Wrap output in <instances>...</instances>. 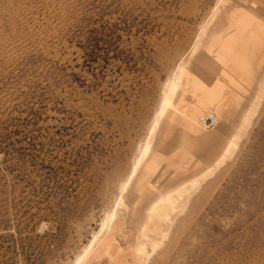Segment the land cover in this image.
<instances>
[{
    "label": "rangeland",
    "instance_id": "rangeland-1",
    "mask_svg": "<svg viewBox=\"0 0 264 264\" xmlns=\"http://www.w3.org/2000/svg\"><path fill=\"white\" fill-rule=\"evenodd\" d=\"M218 1L0 0V264H264V72L218 71Z\"/></svg>",
    "mask_w": 264,
    "mask_h": 264
},
{
    "label": "crops",
    "instance_id": "crops-1",
    "mask_svg": "<svg viewBox=\"0 0 264 264\" xmlns=\"http://www.w3.org/2000/svg\"><path fill=\"white\" fill-rule=\"evenodd\" d=\"M252 5L263 3L264 0H250ZM225 1L219 0L215 6L213 16V32L212 36L206 40V47H212L215 58H220L221 68L218 70L224 77L230 74L231 62L233 65L249 66L250 71L245 68L237 69L241 73L246 72H264L261 70H253L252 66L264 62V15L262 11L252 6L236 5L229 10H223ZM211 41V42H210ZM238 55L239 59L233 62L232 58ZM234 60V61H235ZM236 72V69H234ZM194 80V79H193ZM190 83V86H192ZM203 89H195L194 92L200 96L202 102L207 106L215 107L223 115V119L227 120L228 113L233 111L231 103H225L219 99L223 98V93L214 91L210 88V83L206 82ZM229 95V94H227ZM211 112L207 113V118L212 117Z\"/></svg>",
    "mask_w": 264,
    "mask_h": 264
},
{
    "label": "bare ground",
    "instance_id": "bare-ground-1",
    "mask_svg": "<svg viewBox=\"0 0 264 264\" xmlns=\"http://www.w3.org/2000/svg\"><path fill=\"white\" fill-rule=\"evenodd\" d=\"M202 45V41L201 39L199 38L197 40V42L195 43V45L193 46V51H192V54H191V57L195 55V53L198 51L199 47ZM190 61H186L185 63H183V65L181 67L178 68V71L177 73L175 74V76L173 77V79L171 80V85H170V88L171 90L174 92L173 95L171 96H168L165 101H164V104H163V107H162V111L160 112V114L157 115L156 119H155V122L153 123L152 127H151V130H150V133H149V136L148 138L146 139L145 141V145H144V149H143V159L149 157L150 155V152L151 150L154 148V143L155 141L158 139V131H159V128L160 126L164 123V119H165V113H166V110L169 108L170 106V103L172 101V99L175 97V94H176V91H177V88H178V85L179 83L181 82V79H182V76H183V73L184 71L186 70L188 64H189ZM261 85H263L261 83ZM258 99H259V93H254V97L252 99V103H253V106L255 107V105H257V102H258ZM252 106V107H253ZM251 111H253V109L250 108V110L247 111L246 115L244 116V118L242 119L241 121V124H240V127H242L244 124L247 123V120H248V114L251 113ZM238 139V132H236L235 134H233L230 139L228 140V142L226 143V146L223 150V153L224 151H227L229 149H232L234 147V145L236 144V141ZM223 155V154H222ZM222 155H220V159H222ZM218 158V157H217ZM219 158L218 159H214L213 160V163H212V167H210L209 171H213L214 170V166H215V163L220 160ZM138 164V163H137ZM135 171V170H134ZM204 172H200L198 174L201 175L203 174ZM210 174V173H209ZM209 174L207 176H209ZM206 176V177H207ZM203 178V177H202ZM199 180V179H198ZM190 184V183H189ZM193 184V183H192ZM191 184V185H192ZM196 185L198 184L197 182L195 183ZM190 185V186H191ZM127 186V185H126ZM125 186V187H126ZM183 191V190H182ZM180 194L179 190H176L174 192H169V193H166L163 197H161V201L163 202H166V203H174L176 199H179L177 197V195ZM121 201V200H120ZM154 205H152L150 208H153ZM148 225V224H147ZM145 235V234H143ZM99 238V234H96L94 237H93V241L91 242L90 244V248H92L94 246V244L97 242ZM89 248V249H90ZM136 251L138 252L139 249H136ZM84 253H87V251H85ZM144 253V251L142 252ZM88 255V254H87ZM109 255V254H108ZM86 256V255H85ZM83 256V257H85ZM88 257V256H87ZM137 257V256H136ZM78 260V259H77ZM76 260V261H77ZM82 260V259H81ZM77 263V262H75ZM80 263V260L77 264Z\"/></svg>",
    "mask_w": 264,
    "mask_h": 264
}]
</instances>
